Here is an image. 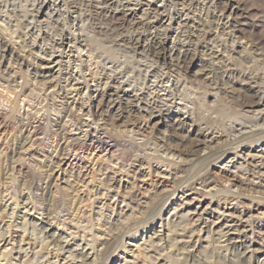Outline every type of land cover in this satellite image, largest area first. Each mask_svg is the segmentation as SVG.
<instances>
[{"label": "bare ground", "instance_id": "1", "mask_svg": "<svg viewBox=\"0 0 264 264\" xmlns=\"http://www.w3.org/2000/svg\"><path fill=\"white\" fill-rule=\"evenodd\" d=\"M213 3V0H0V77L6 81L5 86L0 85L4 88L0 101L8 104V108L0 114V128L13 131L18 123L20 129H17L16 135L9 131L15 142H8L4 147L0 145V154L4 151L12 164L19 165L24 148L39 133L52 139L60 157L88 152L91 146L116 148L119 155L114 158V162L129 164L134 168V174L140 173L143 167L154 160L169 169L166 175L170 176L177 188L187 187L194 191L208 189L211 199L230 197L237 201L249 200L259 206L264 204V162L257 166L248 162L254 158L264 159V56L249 51L252 47L249 43L242 45L239 42L230 17L223 12L208 13L200 7L204 11L201 17L210 15L212 24H207L208 20L200 17L201 20L197 22L199 28L191 25L193 17L190 14L199 6L209 8ZM117 13L132 19L138 16L129 29L131 31H126L117 22ZM217 30L222 31L219 33ZM211 33L216 34V38H207ZM168 42L172 46L171 52H176L177 59L166 60L164 54ZM10 45H18L20 52L26 53L31 62L19 54L14 53L12 56V50L7 55ZM82 46L88 49L85 52L86 59L94 61L97 68L96 72L89 74L96 83L93 88L89 87L87 79L80 80L81 70L73 74L69 69L74 61L71 59L75 57L81 61L82 56L79 54L68 58L67 52L71 49L83 52ZM236 48L244 51L243 68H237L233 63L235 59L231 53ZM3 58L17 65L18 71L25 67V72L29 74H24L27 78L32 74L33 79L19 85L18 71L8 74L9 67L5 66L1 70ZM195 59L206 61V68L202 70L205 85L191 83L185 77L187 61ZM214 76L248 86L254 99L239 101L236 111H229L221 103L219 92L223 89ZM12 86L19 90L15 93V90H11ZM210 86L214 99L212 105L207 106L205 99ZM223 92L231 93L230 90ZM84 93L88 97L81 102L80 97ZM11 95L13 99L9 97ZM18 100L24 103L21 115L17 108ZM123 102L128 105L130 115L135 111L145 113L147 117L141 118L146 125L152 117H163L166 112L168 116L176 114L177 125L182 128L186 120L193 121L190 116L194 111L207 110V113L201 117L200 126L193 122L198 128L192 126L187 131V142L175 148L161 140L147 139L142 134L146 125L137 121L123 122L121 129L108 130L101 107L111 109ZM77 111L80 115L88 116L89 120L80 119L75 114ZM50 112L57 115L56 120L47 118ZM39 114V118H36ZM220 118L224 121L222 124L219 123ZM24 119L26 123H23ZM36 119L37 123L44 119L46 124L42 128L34 127L30 132V122ZM70 128L80 131L83 140L66 137ZM105 136L112 140V146L104 141ZM244 148H254L260 154H247L243 161H239L241 155L238 150L241 152ZM205 151L203 156L199 155V152ZM139 152H152V156L139 157ZM132 157L137 160L129 163ZM209 162L220 163L223 168L229 165L234 171L230 174H234L235 182L246 188L240 190L241 187L239 189L233 184L229 187L222 184L218 188L201 170L193 174L194 177H189L191 170H197ZM239 173L241 177H238ZM254 177L257 182L250 179ZM16 181L10 179L9 183H5L6 187L2 185L3 192L8 195L13 193L9 199L2 195L0 189V222L4 218L11 220L7 225L0 224V261H5V264H15L9 260L13 250L27 264H60V254L65 261L63 264H103V261L108 262L110 256L118 252L125 234H129V237L138 235L147 222L152 227L158 224L160 228L156 233L153 230L151 237L143 239L142 245L145 247L140 250V255L143 262L150 264L154 263L148 253L156 255L153 258L157 263L164 261L162 264H247L255 259V255L264 253V232L256 236L254 229L248 231L243 224L238 223L239 217L236 221L233 217L225 218L223 213L215 216L213 211H207V207L202 206L190 210L185 208V204L178 206L180 210L177 206L169 209L168 202L165 204L168 196L162 194L151 204L144 202L143 205L135 203L133 194L128 192L122 194L121 200L111 198L113 202L109 203L107 195L100 193L98 199L103 202L101 208L105 207L111 212L106 223H102V226L110 223L107 232L94 237L92 234L90 241L85 240L84 234L80 240L82 245H70L67 238L73 240V234H66L61 229H56L59 230L57 232L53 221L59 222L61 218L52 215L57 208L70 210L68 202L53 197L48 183L37 185L35 181L29 184L19 181L17 184ZM116 182L115 173L113 176L107 174L102 186L109 191ZM232 188L238 191L235 193L231 191ZM24 190L28 192L26 196L23 195ZM22 197L24 199L20 200ZM127 199L134 206H129L125 202ZM37 203L39 207H36ZM119 203L123 204V208L117 210L115 207ZM10 204L14 208L11 209ZM19 207L23 209L21 216ZM7 208H10V213L6 211ZM39 210L41 218L36 219L38 224H32L35 217L30 211L37 214ZM165 211L168 213L166 218L163 215ZM171 212L173 215L169 218ZM205 215L213 217V220L204 219ZM83 217L85 215L77 214L75 220ZM252 218L249 216L245 219L247 223L250 220L249 227H255V222L261 224L259 218ZM17 219L22 220L20 226L16 224ZM27 225H33L32 229L41 234L39 243L35 242L36 246L29 243L24 245ZM13 226L23 229V234L17 240L11 238L10 228ZM132 258L135 261L138 256L132 255ZM117 259H120L119 255ZM134 261L124 264H138Z\"/></svg>", "mask_w": 264, "mask_h": 264}, {"label": "rangeland", "instance_id": "2", "mask_svg": "<svg viewBox=\"0 0 264 264\" xmlns=\"http://www.w3.org/2000/svg\"><path fill=\"white\" fill-rule=\"evenodd\" d=\"M174 1H178V0H174ZM213 2L215 3H213L211 7L205 8V6H199L195 12L193 11L192 13L193 15L190 14L193 17L191 20L192 21L191 25L199 28L197 26V22L198 19H200V17L202 16L204 11L206 12L208 11V13L213 11L218 13L223 12L226 16L230 17V22L233 26V29L235 27V34L237 38H240L239 42H242V45L243 43H249L250 45H252V47L254 46V48L251 47L249 51L250 50L256 51L257 53H261L264 56V0H213ZM200 7H202L204 11L200 10ZM137 17L138 16H136L135 19H132L130 16H126L123 13L116 14L117 22L122 24L125 27L126 31H128L132 27L133 22L138 20ZM204 18L208 20L207 24L209 25L212 24L211 23L212 17L210 15L207 16L205 15L204 17H201V19ZM221 31L222 30H217V32L219 33H221ZM215 36L216 34L211 33L207 36V38H216ZM12 46L13 49H11ZM18 47H19L18 45H10V48L7 49L9 51V53L7 52V55H9L10 50H12L11 51L12 56H14V53L19 54L24 56L27 61L31 62V58L28 57L26 53H22V51L20 52ZM170 47L172 46L170 42H168L166 45L167 51H165L166 54H164L166 60L172 58L177 59L178 56L176 55V52L172 53ZM80 48L81 50L84 51L81 52L71 49L70 52H67L66 54L67 57L68 56L72 57V55L79 56V54L80 56H82L81 61H78L77 58L73 57L71 60L74 61L71 63L69 69L70 71L74 72L73 74H75L78 69L81 70L82 73L79 75L80 80L82 81L83 78L87 79V83L89 87L93 88L96 85V83L90 79L89 74L94 71L96 72L95 69L97 68L96 65L94 64V61H90L89 59H86L87 54L85 52H87L88 49L86 47L83 48V46ZM231 54L233 56V59H235L233 61L235 67L243 68L244 62L242 56H244V51L241 48H236L235 52ZM7 60L4 58L1 59V70H3L5 66V67H9L7 71L8 74L17 72L18 71L17 65H14L13 63L11 64L9 63L10 61ZM204 60L203 62L199 61L198 59L197 60L195 59L192 62H190V60L187 61L184 69V74L188 81L190 82L192 81L191 83H196V82L200 84L205 83L203 77L204 72H202V70H205L206 68L205 65L206 61ZM62 67H65L64 64H62ZM25 70H26L25 67H22V69L19 70L18 73L16 74L17 82L19 85H21L22 83H24L29 79L30 80L33 79L32 74L29 75L30 78L26 77V74L28 72L26 73ZM256 70L258 71V68ZM217 78H218L217 76H214V80L217 81L219 87H222L223 89L219 92V95L221 97L220 99L221 103L225 104L229 111L235 112L236 109L238 108L239 101L241 103L244 99L246 100L254 99L253 97L254 94L252 90L249 89L248 86L240 83H231L230 81L228 82L226 80L223 81L222 79L220 78L217 79ZM0 85L3 86L6 85V81L3 80L2 78L0 79ZM3 86L2 87L0 86V94L2 95H3L2 92H4ZM211 89L212 88L210 86V88H208L207 90L208 94L205 99L207 106L212 105L214 99L211 96V93H213ZM11 90H15L16 93L19 89L14 88L12 86ZM224 90L226 91L230 90L231 93L226 94V92H223ZM89 95L92 96V93H89ZM9 97L13 99V95ZM86 97H88V94L87 95L85 93L82 94L80 97L81 102L82 100L83 101L86 100ZM0 104H2V106L0 107V114H2L5 111V109L8 108L7 107L8 104L3 101H0ZM42 104L44 105L45 102ZM96 104L97 102H95V105ZM23 106L24 103L21 100H18L17 108L20 111L19 112L20 115L24 112V109H21L23 108ZM127 106L128 105H126L123 102L121 105L119 106L117 105L116 107L111 109H105V106L101 107V111L105 115V120H107L108 130H111V128H114L116 130L121 129V127L123 126L122 123L128 121H137L141 125H146V122H144L143 118L141 117L142 116L147 117V115L145 113L136 112V111L132 115H130V113H128L129 107ZM33 112L34 111H31V113ZM206 113L207 110L194 111V114H191L190 116L193 121L186 120L184 126L182 128L180 126L179 128L176 122L178 116L176 114H173L172 116H168V114L164 112L163 117L162 116L152 117L150 122L149 123L147 122V125L145 126V128H143V130L145 131H142V134L150 141L161 140L169 144V146L179 148L182 144L184 145L185 142H187L186 138L189 136L188 133L189 130H191L193 127L194 129L198 128L194 126V123L200 126L199 121H202L201 117L203 118V116H205ZM40 114L42 115L43 112ZM40 114L37 115L36 118H39ZM75 114L77 116L79 115L80 119L89 120L88 116L80 115L78 111ZM47 118L50 120H56L57 115L54 112H50L47 114ZM26 122L27 121L24 119L23 123ZM223 122L224 121L222 119L221 121H219L220 124H222ZM45 124L46 123L44 119H41L38 123L36 119L35 121L30 122L29 130L30 132H32L34 130V127L42 128L43 126H45ZM14 128L15 129L13 131L12 129L1 130L0 128L1 146L4 147V145L8 142L10 143L15 142V140L12 138L11 135L12 133H10L9 131H12L13 134L15 133L16 135L17 129H19V124L17 123L14 126ZM69 130L70 131H67L68 133L66 137H73V139L81 138L80 141L83 140L82 134H79L80 131L71 130V128ZM104 138L103 139L105 142H107L108 146L109 145L112 146L113 144L112 140L106 138V136ZM54 146L55 143L53 144L52 139H47L46 137H43V135L38 133V135L32 137V143H28L24 148L25 150L26 148L29 147L27 151L23 150V155L21 156L22 161L21 163H19V165L12 164L11 161L8 159V156L4 154V151L1 152L2 154H0V178H1L0 189L3 187L2 185L6 187V184L9 183L10 179H14L15 181L17 180L16 181L17 184H19V181L25 182L26 184H29L31 181H35V184L37 185L38 184L42 185V183L44 182L48 183L50 188L49 191H51L50 194L59 200H63V201L66 200L65 202L66 203L68 202L67 203L68 206L70 205L69 207L70 210L64 211V209L62 208H59L60 210L57 208L56 211L54 210L55 213L53 212L54 214H52L54 216L57 215V218H61L59 219L60 220L59 222L53 221V223L55 224L54 226L55 230L61 229L66 234L67 233L73 234L74 237L73 240H70L69 237L67 238V240H69L70 245L73 244L82 245V242L80 240H81V236H84V234H85L84 236L85 240L90 241L92 237H94L95 235L99 236L101 232L104 231L107 232L106 228L110 226L108 225L110 223L105 224V226H102L104 225L102 223H106L107 216L110 215L111 212L109 209H106L105 207L101 208L103 202L101 199H98L100 198V193L107 195V200H109L107 201L108 203L113 202L112 199L118 198L119 200H121V196H124L122 195L124 192L132 193L134 197V202L135 203L138 202L143 205L145 203L151 204L152 203L151 201L154 200L155 198H159L158 195L160 194L167 195L168 199L165 201V204L168 202L169 209L172 207L175 208L176 206H177L176 208H178L179 205L183 206L184 204H185V208L188 207L190 210L201 206L203 208L207 207L206 208L207 211H211V212L213 211L214 213L213 215L215 216L217 214L222 215L223 213V216L225 218L232 219L231 217H233V220L236 221H238L237 218L239 217L238 223L243 224L248 231L254 229L253 231L256 234V236L258 235L259 232L261 231L264 232V204H261V206H259L258 204H255L254 202L252 203L249 200L238 199L237 201L231 199L230 197H227V199H222V200L221 198L211 199V196L208 195V189H203V190L200 189L199 191H194L187 187L177 188L175 187V183H172V181L170 180V176L166 175V170L169 171V169L164 167V164L162 165V163H158L156 161L154 162V160L149 162V164L146 165L145 167H143L140 173L137 172L136 174H134V168L130 167L129 164L114 162L117 156L119 155L118 150L116 148L110 149L106 147L105 149H102L100 147L98 148L95 146H91L88 152H77L76 154L68 155V157L67 156L60 157L59 152L55 150L56 148ZM109 149L111 151H109ZM239 150H238L239 156L241 155L239 158L241 160L239 161H243L244 159L243 157L247 154H251V155L260 154L259 152H256L254 148L253 149L244 148L242 149L241 152ZM151 153L152 152H139L138 154L139 157H144V156H152ZM205 153L206 151L199 152V155L203 156ZM134 160L137 159L135 157H132L129 163H134L135 162ZM246 160H248V158H246ZM248 162H250L252 165L256 164L257 166L259 165L260 162H264V159L261 160L260 158H256V159L254 158V160H248ZM249 168L252 167L249 166ZM196 169L197 170L190 171L189 177H194V175H196L197 172L201 170V172L205 171V175L208 176L211 180H213L218 188H220L222 184L225 187H229L233 184L235 185L234 187L238 186L239 189L241 187L240 190L246 188L243 187L242 184H240L239 182H235L236 178L234 177V174H230V172H234V171L229 165L223 168V165H221L220 163L209 162L202 164L200 167ZM113 173H115V178L117 182L113 184L111 189L108 191L107 189H105L104 186H102L103 185L102 183L106 182L107 174L113 176ZM237 175L238 177L242 176L240 173ZM250 179L253 182H257L256 177ZM130 187H131V191H130ZM196 188L199 189L198 185H196ZM231 191H234L236 193L238 189L232 188ZM11 194L8 195L7 192H3V188H2V195L7 197L8 199L13 196ZM26 194H28V192L27 190H24L23 195L26 196ZM24 197L20 198V200L24 199ZM7 198L5 200H7ZM9 202L7 204H9ZM125 202L129 203V206H134V203L130 202L128 199ZM110 206L112 205L110 204ZM9 207L12 209L14 208V205L12 206L10 204ZM36 207H39V203L36 204ZM10 208L6 209L7 212L9 211L8 213H10V210H8ZM120 208H123V204L119 203L117 205V208L115 207V209L119 210ZM19 210H20L19 216H21L23 213V209L19 207ZM178 210L180 209L178 208ZM39 211H37V214H34L33 211H30L32 212L31 214L34 215L33 217H35V219H33L34 221H32V224L37 223L36 219L41 218L40 215L41 211L40 213ZM77 214L85 215V217L75 220ZM163 215L166 218L168 213L166 214L165 211ZM172 215L173 212L170 213L169 218L172 217ZM188 216H193V215L189 214ZM249 216H252L253 218L255 217L259 218L261 224H256L255 222V227L253 226L254 228L249 227L248 224L250 223V220L249 223H247L245 220ZM208 217H209L208 215H205L203 218L213 220L212 219L213 217H209V218ZM257 218H255V220ZM3 220L4 221L0 222V224L2 223L3 225H7L11 223V220L8 218H4ZM62 220H65V223L63 222L64 224L61 223ZM20 223H22V220L17 219L16 224L20 226ZM258 225L261 226L258 227ZM145 226H146L145 228L139 230L138 235L136 236L131 237L132 236L131 235L129 237L128 236L129 234H125V236L123 237V244L121 245L118 252L112 254L108 262L106 260L103 261V264H124L126 261L133 262L134 259L132 258V255L138 256V258L135 259L134 261L135 263L150 264L147 261L143 262L142 261L143 258H141L140 255L141 253L140 250L145 247L144 245H142L143 239L146 240L147 237L149 236L151 237L153 234V230H155L156 233V231H159L160 228L158 227V224H155L152 227L150 222H147ZM32 228H34L33 225H27L26 227L28 234L25 231V234L27 236L25 237L24 245H27L29 243L30 245L33 244L34 246H36L37 244H35V242L39 243V241L41 240L40 239L41 234L38 233V230H34ZM56 231L58 232L59 230ZM10 232L12 235L11 236L12 240H17L18 237L21 236V234H23V229L20 227L16 229V227L13 226L12 228H10ZM66 234H63L62 236H67ZM92 234L93 236L91 237ZM34 239L36 241H34ZM137 246L140 248L137 249ZM87 249L88 248H86V250ZM88 252H90V250ZM16 254H17L16 250H13L11 257L9 258L11 263L27 264L22 262L23 258H19L20 256ZM118 255L120 258L119 260L117 259ZM148 255L152 256L151 260L153 261L154 264H162V262H164L161 261L157 263V261H154L153 256L156 255H154L153 253H148ZM59 260H60L59 261L60 264L65 263L62 254L59 255ZM258 262L260 264H264V253L255 255V259L252 261H248L247 264H258ZM0 264H5V261H0Z\"/></svg>", "mask_w": 264, "mask_h": 264}]
</instances>
